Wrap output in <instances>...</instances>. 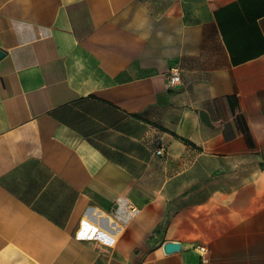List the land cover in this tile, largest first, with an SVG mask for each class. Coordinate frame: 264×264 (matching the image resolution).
Returning <instances> with one entry per match:
<instances>
[{
    "label": "crops",
    "instance_id": "crops-1",
    "mask_svg": "<svg viewBox=\"0 0 264 264\" xmlns=\"http://www.w3.org/2000/svg\"><path fill=\"white\" fill-rule=\"evenodd\" d=\"M0 49V264H264V0H0Z\"/></svg>",
    "mask_w": 264,
    "mask_h": 264
},
{
    "label": "built area",
    "instance_id": "built-area-1",
    "mask_svg": "<svg viewBox=\"0 0 264 264\" xmlns=\"http://www.w3.org/2000/svg\"><path fill=\"white\" fill-rule=\"evenodd\" d=\"M181 68L178 64H174L169 67L166 73V82L169 86H175L180 82ZM157 154H161V149L156 151Z\"/></svg>",
    "mask_w": 264,
    "mask_h": 264
},
{
    "label": "water",
    "instance_id": "water-1",
    "mask_svg": "<svg viewBox=\"0 0 264 264\" xmlns=\"http://www.w3.org/2000/svg\"><path fill=\"white\" fill-rule=\"evenodd\" d=\"M4 52L0 49V59L3 57ZM202 115V114H201ZM181 247V244L174 241H168L163 244V249L166 253L173 252L176 250H179Z\"/></svg>",
    "mask_w": 264,
    "mask_h": 264
},
{
    "label": "trees",
    "instance_id": "trees-1",
    "mask_svg": "<svg viewBox=\"0 0 264 264\" xmlns=\"http://www.w3.org/2000/svg\"><path fill=\"white\" fill-rule=\"evenodd\" d=\"M247 141H249V138H248V136H247Z\"/></svg>",
    "mask_w": 264,
    "mask_h": 264
}]
</instances>
